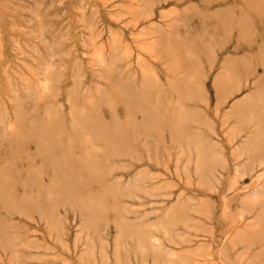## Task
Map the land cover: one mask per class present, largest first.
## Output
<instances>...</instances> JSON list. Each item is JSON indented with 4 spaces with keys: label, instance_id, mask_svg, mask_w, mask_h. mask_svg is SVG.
I'll return each instance as SVG.
<instances>
[{
    "label": "rangeland",
    "instance_id": "obj_1",
    "mask_svg": "<svg viewBox=\"0 0 264 264\" xmlns=\"http://www.w3.org/2000/svg\"><path fill=\"white\" fill-rule=\"evenodd\" d=\"M0 264H264V0H0Z\"/></svg>",
    "mask_w": 264,
    "mask_h": 264
}]
</instances>
